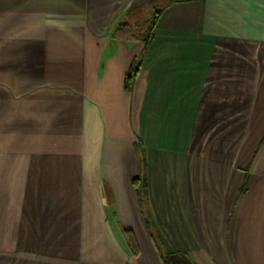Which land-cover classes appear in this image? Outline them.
<instances>
[{"label": "crops", "instance_id": "1", "mask_svg": "<svg viewBox=\"0 0 264 264\" xmlns=\"http://www.w3.org/2000/svg\"><path fill=\"white\" fill-rule=\"evenodd\" d=\"M163 258L264 264V0H0V264Z\"/></svg>", "mask_w": 264, "mask_h": 264}, {"label": "trees", "instance_id": "2", "mask_svg": "<svg viewBox=\"0 0 264 264\" xmlns=\"http://www.w3.org/2000/svg\"><path fill=\"white\" fill-rule=\"evenodd\" d=\"M156 15L153 16L152 18V21L150 23V26L147 30V33H146V37L144 39L145 41V45L144 47L146 48L148 46V44L150 43V41L152 40V35H151V32H152V29L155 25V22H156ZM115 36L119 37V38H124V39H131L133 38V31L131 30L130 27L126 26V25H122L120 26L116 32H115ZM131 80V76L127 74L126 78H125V87L128 88L129 86V82ZM144 182V181H143ZM142 182V185L140 187H137V190H138V194H139V197H140V201H141V204H144V183ZM125 235V238H126V241H127V245H128V248L131 252V255L133 256H136L137 254V250H136V245H135V242L133 240V236L131 235L130 232H124L123 233ZM163 264H168V261L166 259L163 258Z\"/></svg>", "mask_w": 264, "mask_h": 264}]
</instances>
